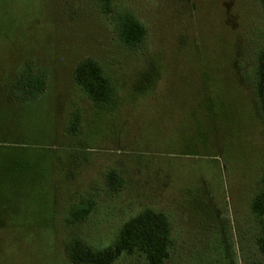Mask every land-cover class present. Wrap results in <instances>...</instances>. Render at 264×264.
I'll return each instance as SVG.
<instances>
[{"label": "rangeland", "instance_id": "1", "mask_svg": "<svg viewBox=\"0 0 264 264\" xmlns=\"http://www.w3.org/2000/svg\"><path fill=\"white\" fill-rule=\"evenodd\" d=\"M126 11L146 27L139 49L120 41ZM262 50V0H113L110 13L100 0H0V264H75L74 240L111 246L147 208L170 219L166 264H264ZM86 59L110 73L114 104L76 83ZM26 70L46 77L33 100L15 93Z\"/></svg>", "mask_w": 264, "mask_h": 264}, {"label": "trees", "instance_id": "2", "mask_svg": "<svg viewBox=\"0 0 264 264\" xmlns=\"http://www.w3.org/2000/svg\"><path fill=\"white\" fill-rule=\"evenodd\" d=\"M106 13L112 11L113 0H100ZM264 3V0H262ZM116 25L120 41L132 48L143 46L146 37V27L131 11L119 14ZM75 81L85 91L87 97L94 103L108 106L118 99V90L106 68L94 59L82 61L75 70ZM15 93L23 100L35 99L46 87V77L24 71L15 83ZM256 94L264 119V50L259 53L256 70ZM112 189L123 185L118 172L109 173ZM262 188L252 200V210L259 218L261 235L257 240L260 250L264 253V173ZM89 208L76 209L72 212L75 220L83 219ZM172 246V228L168 215L147 208L125 222L116 242L103 249L95 250L86 243L76 239L70 246V258L75 264H114L124 253L144 256L145 264H166L170 257ZM263 264V263H253Z\"/></svg>", "mask_w": 264, "mask_h": 264}]
</instances>
